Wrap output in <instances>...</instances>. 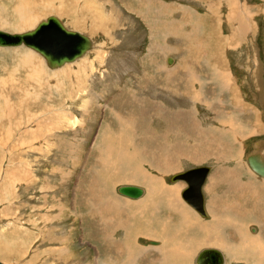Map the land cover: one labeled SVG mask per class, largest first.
Segmentation results:
<instances>
[{
    "label": "rangeland",
    "instance_id": "1",
    "mask_svg": "<svg viewBox=\"0 0 264 264\" xmlns=\"http://www.w3.org/2000/svg\"><path fill=\"white\" fill-rule=\"evenodd\" d=\"M48 15L95 46L55 70L25 46L0 47V250L13 252L0 261L128 264V248H144L134 264H195L200 250L218 248L237 264L202 238L212 226L238 238L232 223L209 224L210 204L225 221L246 198L245 208L264 201V176L250 165L256 157L264 168V0H0L8 32ZM200 165L212 166L206 218L182 199L186 183L169 181ZM130 168L160 190L137 203L151 188ZM121 185L144 194L129 198ZM252 223L242 225L249 236Z\"/></svg>",
    "mask_w": 264,
    "mask_h": 264
},
{
    "label": "water",
    "instance_id": "2",
    "mask_svg": "<svg viewBox=\"0 0 264 264\" xmlns=\"http://www.w3.org/2000/svg\"><path fill=\"white\" fill-rule=\"evenodd\" d=\"M21 45L41 55L48 68L57 69L84 56L93 47V41L85 33L65 27L56 15H48L39 20L30 32L10 33L0 30V46ZM172 61L171 57L167 58L168 63ZM209 171V165H200L170 177V181L182 179L186 182V186L181 190V197L203 216L206 215V210L202 185ZM118 192L136 198L143 191L135 185H122ZM196 263L222 264L223 257L218 249L205 248L198 253ZM0 264L9 263L0 261Z\"/></svg>",
    "mask_w": 264,
    "mask_h": 264
},
{
    "label": "bare ground",
    "instance_id": "3",
    "mask_svg": "<svg viewBox=\"0 0 264 264\" xmlns=\"http://www.w3.org/2000/svg\"><path fill=\"white\" fill-rule=\"evenodd\" d=\"M145 2V1H144ZM153 2V1H152ZM151 5V4H150ZM158 6H159V4H158ZM161 8H163L164 6L163 5H161L160 6ZM136 10V9H135ZM131 11H133V10H131ZM164 9H162V10H160V13L159 14H162V13H164ZM158 12H159V10H158ZM58 17V16H57ZM164 17V16H163ZM59 18V17H58ZM169 18H173L172 17V15H170L169 16ZM27 19H28V15H27V13L26 12H21L20 13V15H19V17H18V19H17V25L18 24H21V26L23 25V24H25L26 25V23H28V21H27ZM60 19V18H59ZM166 19V18H165ZM195 19V18H194ZM61 20V19H60ZM62 21V20H61ZM191 21V20H190ZM195 21V20H194ZM195 22H197V21H195ZM62 23L65 25V27H67V28H69L68 26H66V24L62 21ZM16 24V23H15ZM167 24H168V26H167ZM28 25V24H27ZM166 25V26H165ZM164 26H165V30H163L164 31V33H166V35H169L170 36V31H171V29L174 27V19H172V20H170V21H166V22H164ZM191 26V25H190ZM193 26V25H192ZM196 26H197V28H200V26L196 23V25H195V29L193 28V31H196L197 30V28H196ZM33 28H35V26L34 27H32V28H30V29H27V30H25V31H22V32H15V33H23V32H30L31 31V29H33ZM69 29H71V28H69ZM0 30H2V29H0ZM72 30H74V29H72ZM180 30H181V28H180ZM3 31H5V30H3ZM77 31V30H76ZM191 31V30H190ZM192 31V32H193ZM8 32V31H7ZM80 32V31H79ZM10 33H12V32H10ZM187 33V32H186ZM191 33V32H190ZM192 34V33H191ZM173 36V35H172ZM176 36V35H175ZM93 41V40H92ZM21 46H24V45H21ZM94 41H93V48H94ZM0 47H17V46H0ZM28 48V47H27ZM93 48H91L90 50H92ZM30 49V48H29ZM32 50V49H31ZM90 50H88L87 52H86V54L90 51ZM33 51V50H32ZM35 52V51H34ZM38 54V53H37ZM85 54V55H86ZM39 55V54H38ZM84 55V56H85ZM41 56V55H40ZM84 56H82V57H84ZM42 57V56H41ZM82 57H80V58H82ZM80 58H78V59H80ZM42 59H43V57H42ZM77 59V60H78ZM77 60H75V61H77ZM43 61H44V59H43ZM74 61V62H75ZM45 63V62H44ZM168 63V62H167ZM168 64H171V63H168ZM46 65V64H45ZM63 67V66H62ZM61 68V67H60ZM50 69V68H49ZM57 69H59V68H57ZM51 70H55V69H51ZM58 74H61V75H64V71L62 70V71H58ZM196 77V76H195ZM227 77V74H223V73H219L218 75H217V79H218V81L220 82V83H224L225 84V81H226V78ZM193 78V77H192ZM223 84V85H224ZM225 88V87H224ZM163 116L164 117H162V120L163 121H165L166 122V124H170V120H168L169 118H171V120L173 119V116H172V114H169L168 116L164 113L163 114ZM164 118H168L167 120L166 119H164ZM135 124V123H134ZM173 124V123H172ZM196 124V123H195ZM132 129H133V127H132ZM176 129V128H175ZM134 130V129H133ZM172 130H174L173 128H172ZM159 132V131H158ZM133 133V132H132ZM162 133V132H161ZM162 135V134H161ZM164 136H165V134H163ZM162 135V136H163ZM167 135V134H166ZM151 137V136H150ZM149 137H147V138H145V140L146 139H148ZM155 138V137H154ZM162 138V137H161ZM133 139V138H132ZM139 140H140V138H138ZM118 140L119 141H124L123 140V138H118ZM153 140V138L151 139V141ZM156 140H157V138H156ZM136 141H138V140H136ZM142 141V140H141ZM127 149V148H126ZM125 149V150H126ZM254 159V158H253ZM256 160V161H255ZM259 160V159H258ZM254 161L255 162H257V159H256V157H255V159H254ZM255 162H250V165H251V167L257 172V173H259V174H261L262 176H264V168L261 166V165H259L258 163H255ZM249 163V162H248ZM261 164V163H260ZM5 165V164H4ZM249 165V166H250ZM210 166V170L212 169V166L211 165H209ZM17 170V169H16ZM185 171V170H184ZM184 171H179V172H177V173H174V174H180L181 172H184ZM210 172V171H209ZM209 172H208V174H209ZM20 173V172H19ZM130 173V174H129ZM11 174V173H10ZM15 174V173H14ZM174 174H172V175H174ZM208 174H207V176H206V180H207V177H208ZM255 174V173H254ZM128 177L130 178V179H137V181L139 182V183H145V185H149L150 183L148 182L150 179H151V177L149 176V175H147L146 173H144V172H140V171H138V170H131V168H130V170H129V172H128ZM171 175V176H172ZM170 176V177H171ZM262 178V180H261V182H263V180H264V177H261ZM178 180H181V181H184V180H182V179H178ZM178 180H175V181H170V178H169V181L171 182V183H174V182H176V181H178ZM206 180H205V182H206ZM237 180V183H238V178L236 179ZM236 180L234 181V182H236ZM185 182V181H184ZM205 182H204V184H205ZM186 183V182H185ZM204 184L202 185V193H203V186H204ZM242 184H245V183H242ZM248 185V184H247ZM122 186V185H121ZM150 186V185H149ZM250 186V185H249ZM120 187V186H119ZM118 187V188H119ZM139 187V186H138ZM118 188H117V191H118ZM141 188V187H140ZM150 188L151 189H149L148 188V192H147V194H146V196L144 197V198H142L141 200H139L137 203H139V202H141V201H143V200H145L146 198H148L150 195H148V193L150 192V191H152V194H154L155 192H158L160 189H159V187H157V191L154 189V187H152V186H150ZM255 188H256V186H255ZM255 188H253L252 187V190L253 189H255ZM142 189V194L139 196V197H141L143 194H144V189L143 188H141ZM171 190L170 191H172V192H174V194H175V191L176 190H181V187H180V184H177V185H175V186H171V188H170ZM91 191V190H90ZM94 191V190H93ZM163 192H168V191H163ZM171 192V193H172ZM181 192V191H180ZM177 194V193H176ZM241 194V193H240ZM240 194H238V195H240ZM255 194V193H254ZM123 195V194H122ZM155 195V194H154ZM243 195V194H242ZM241 195V197L239 196V198L238 199H241L243 196ZM126 196V195H125ZM203 196H204V193H203ZM251 196H252V194H251ZM127 197H129V196H127ZM139 197H137V198H139ZM245 197V196H244ZM129 198H132V197H129ZM137 198H133V199H137ZM154 198V197H153ZM156 198V197H155ZM96 199V198H95ZM157 199V198H156ZM163 199V198H162ZM183 199V198H182ZM184 200V199H183ZM243 200H245V199H243ZM249 200V199H248ZM254 200V199H253ZM241 201V200H240ZM240 201H238V202H240ZM252 201V200H251ZM159 202V200L157 201V203ZM184 202H186L185 200H184ZM246 202H247V198H246ZM245 201H244V203L242 204V205H244L245 203H246ZM254 202V203H253ZM252 203V208H245V207H240V208H237V206H235L234 208H231V210H228V209H230V208H228V209H226V210H224V211H227V214H226V217H227V219H225V221H222V220H218L219 221V223H218V225L219 224H221V225H223V223L225 224V222H229V223H232V225H234L235 226V234L237 235V239L235 240V242H237V245L235 244V242H232L231 240H229L230 239V237H231V235H229V236H226L225 235V233H224V231H223V229H220L219 227H214V226H212L211 225V221H210V225L212 226V230L213 231H207V236H205L204 238H202V240H204V243L203 244H207V243H211V244H213V245H215V247L216 246H218V247H221V248H223L224 250H225V252L227 253V255H228V257L230 258V260H235V261H238V263L237 264H246L247 262H249V264H264V240H262L261 241V243H262V247L261 248H263V250H256V245L258 246V248L261 246L260 245V239H261V235L263 236V234H264V229H263V227L264 226H261V234H260V236H256V234L254 235V234H252L251 236H249L248 235V233H246L245 232V230H244V228L242 227V225H243V223L244 222H246L247 220L246 219H248V220H251L255 215H254V211H255V214H256V204H255V201H253ZM187 203V202H186ZM250 203V202H249ZM90 204V203H89ZM169 204V203H168ZM188 204V203H187ZM204 204H205V197H204ZM238 205H239V203H237ZM189 205V204H188ZM241 205V204H240ZM241 205V206H242ZM116 206V205H115ZM190 206V205H189ZM117 207V206H116ZM115 207V208H116ZM107 209H109V210H113L112 209V206H107L106 207ZM151 208V207H150ZM192 209H193V207H192ZM195 210V209H194ZM205 210H206V208H205ZM254 210V211H253ZM196 211V210H195ZM207 211V210H206ZM223 211V210H222ZM197 212V211H196ZM217 214V213H216ZM223 214V213H222ZM98 215V214H97ZM209 214H208V211L206 212V215L205 216H203V215H200L201 217H203V218H206L207 216H208ZM232 217H233V219H232ZM99 218H100V216H99ZM262 221H264V219H262ZM209 222V221H208ZM107 225V224H106ZM224 227V226H223ZM217 228V229H216ZM225 228V227H224ZM143 231V230H142ZM252 231H254V229L252 228ZM206 233V232H205ZM15 235V234H14ZM259 239V240H258ZM225 240V241H224ZM196 242H197V240H196ZM225 242H227V243H229L228 244V247H227V245L225 244ZM114 243V242H113ZM156 243V242H155ZM113 245V244H112ZM115 246V245H114ZM213 247V246H212ZM227 247V248H226ZM127 248V247H126ZM146 248V247H145ZM149 248V247H148ZM66 249V248H65ZM122 249V248H121ZM121 249H119V250H121ZM215 249H218V248H215ZM123 250V249H122ZM141 250H144V248H140V249H136V250H131V249H129L128 248V264H134V262H138V261H140V258H141V261H143L144 259L143 258H146V255H145V253L144 252H142L143 254H141V253H137V254H135L136 252H138V251H141ZM219 250V249H218ZM201 251V250H200ZM123 252V251H122ZM122 252H120V254L122 253ZM126 252H127V250H126ZM13 252H12V248H9L7 245H4L3 246V248L0 250V256L1 257H6V256H8V255H11ZM199 253V252H198ZM198 253H197V255H198ZM221 253H222V251H221ZM123 254V253H122ZM197 255H196V257H197ZM21 256V255H20ZM19 256V257H20ZM0 257V258H1ZM151 257V256H150ZM157 257V256H156ZM196 257L194 258V262H195V264H197L196 263ZM222 257H223V263L222 264H224V255H223V253H222ZM135 258H139V260H136ZM158 258H159V255H158ZM20 259H21V257H20ZM156 260H157V258H156ZM155 260V261H156ZM10 261V260H9ZM151 261V260H150ZM159 262V261H158ZM142 263V262H141ZM153 263V262H152ZM229 263V262H228ZM140 264V263H139ZM144 264V263H143Z\"/></svg>",
    "mask_w": 264,
    "mask_h": 264
},
{
    "label": "crops",
    "instance_id": "4",
    "mask_svg": "<svg viewBox=\"0 0 264 264\" xmlns=\"http://www.w3.org/2000/svg\"><path fill=\"white\" fill-rule=\"evenodd\" d=\"M261 183H263V182H261ZM253 184H255V183H253ZM211 202H212V199H211ZM255 204H256V214H255V216L251 220H249V221L247 220L246 222H254V223H252V225L257 228V231H256L257 234H256V236H260V234L262 232L261 231V226H264V221H262V219H264V201L262 202L261 205H259L260 207L258 206V203L256 201H255ZM210 206L212 208V209L211 208L209 209L211 211V213H212V217L210 218L211 224L212 225L218 224L219 223L218 220H220L221 215H218V214H216L214 212V209L216 210L217 208L213 205V203L210 204ZM240 207H246V206H245V204L242 205V206L241 205H238L237 206V208H240ZM222 215H223L222 217H224V214H222Z\"/></svg>",
    "mask_w": 264,
    "mask_h": 264
}]
</instances>
